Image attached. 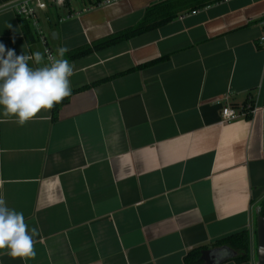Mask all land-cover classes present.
<instances>
[{
    "label": "crops",
    "instance_id": "0c3cea01",
    "mask_svg": "<svg viewBox=\"0 0 264 264\" xmlns=\"http://www.w3.org/2000/svg\"><path fill=\"white\" fill-rule=\"evenodd\" d=\"M97 1H44L38 15L54 58L67 49L72 94L23 125L0 112V198L38 233L23 264H184L240 232L251 242L243 264H254L264 0L196 9L182 0L173 19L124 39L147 8L177 0H121L69 17ZM0 42L47 63L30 23L5 8ZM217 100L238 111L249 102L253 113L220 124ZM0 264L22 261L0 254Z\"/></svg>",
    "mask_w": 264,
    "mask_h": 264
},
{
    "label": "clouds",
    "instance_id": "9594fccd",
    "mask_svg": "<svg viewBox=\"0 0 264 264\" xmlns=\"http://www.w3.org/2000/svg\"><path fill=\"white\" fill-rule=\"evenodd\" d=\"M66 52V48H61L58 58L33 66L41 64L39 51L31 56L25 52L17 55L0 42V112L12 115L23 125L37 113L47 112L69 97L74 66L64 58ZM37 236V231L25 222L23 213L9 208L0 198V254L18 258L22 264L34 259Z\"/></svg>",
    "mask_w": 264,
    "mask_h": 264
},
{
    "label": "built area",
    "instance_id": "2783aa9c",
    "mask_svg": "<svg viewBox=\"0 0 264 264\" xmlns=\"http://www.w3.org/2000/svg\"><path fill=\"white\" fill-rule=\"evenodd\" d=\"M51 3L55 6H63L66 2L72 0H8L0 2V10L5 8L11 10L18 18L28 21L32 26V29L36 35L38 43L43 48V55L46 62H49L50 58L54 59L52 52L47 47L46 37L40 27L38 21V15L45 10V3ZM121 0H99L94 5L83 8L73 14H69V17H79L82 14H86L96 8H102L105 6L112 5ZM259 24L264 30V14L259 19ZM258 43L264 48V33L260 36ZM216 105L221 106L220 108V124H230L239 119H248L253 113V107L248 102L246 103L241 111H238L229 106L221 105V100L215 102Z\"/></svg>",
    "mask_w": 264,
    "mask_h": 264
},
{
    "label": "trees",
    "instance_id": "16d2710c",
    "mask_svg": "<svg viewBox=\"0 0 264 264\" xmlns=\"http://www.w3.org/2000/svg\"><path fill=\"white\" fill-rule=\"evenodd\" d=\"M181 1L182 0H179L178 2L177 0L174 2L156 4L147 8L145 10L144 17L140 26L122 34L120 38L123 39L127 38L134 34L141 33L152 28H156L170 21L176 15V12H174L173 9ZM192 1L193 2L195 1L196 4L193 5L191 9H196V8H204L208 5L215 4L221 0H192ZM63 103L64 100L60 104L54 106L53 113L56 112L58 106ZM258 215L264 217V200L260 205V211L258 212ZM216 245L227 246L230 249H232L235 253H237V257L233 260V262L236 264H243L250 260L251 242H250V236L247 232H240L233 236L222 239L219 242H217ZM204 249L205 248H196L191 250L189 253H187L183 259L184 264H201L199 258H200V253Z\"/></svg>",
    "mask_w": 264,
    "mask_h": 264
},
{
    "label": "water",
    "instance_id": "95a60500",
    "mask_svg": "<svg viewBox=\"0 0 264 264\" xmlns=\"http://www.w3.org/2000/svg\"><path fill=\"white\" fill-rule=\"evenodd\" d=\"M8 0H0V2ZM255 258L254 264H264V217L256 215L255 226ZM237 257L227 246H221L211 250H204L200 253L201 264H222L226 261H232Z\"/></svg>",
    "mask_w": 264,
    "mask_h": 264
}]
</instances>
